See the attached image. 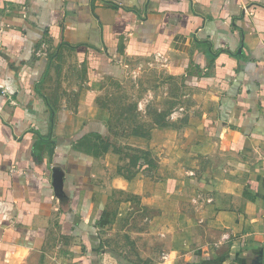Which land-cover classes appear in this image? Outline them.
I'll use <instances>...</instances> for the list:
<instances>
[{
    "label": "crops",
    "instance_id": "obj_1",
    "mask_svg": "<svg viewBox=\"0 0 264 264\" xmlns=\"http://www.w3.org/2000/svg\"><path fill=\"white\" fill-rule=\"evenodd\" d=\"M153 59L196 114L137 149L159 175L138 264H264V0H0V264H103L97 143Z\"/></svg>",
    "mask_w": 264,
    "mask_h": 264
},
{
    "label": "rangeland",
    "instance_id": "obj_2",
    "mask_svg": "<svg viewBox=\"0 0 264 264\" xmlns=\"http://www.w3.org/2000/svg\"><path fill=\"white\" fill-rule=\"evenodd\" d=\"M160 67L161 62L156 59L152 63L150 60L137 62L135 68L138 74H131L124 84H115L119 86L118 91L124 88L122 96H116L118 101L110 98L109 126L113 133L120 135L102 139L97 143V152L105 156V164L110 167L105 175L108 181L105 183V193L111 212L119 215L116 221L103 229V264H122L126 260L138 264L145 261L134 254L137 253L133 247L135 242L130 237L133 230L145 226L146 217L159 213L157 205L148 206L147 201L143 200L144 180L156 182L159 175L151 173L152 168L158 165L142 160L137 149H141L140 145L156 127L155 122L191 121L196 114L189 102L192 99L186 95L179 80L160 72ZM147 169L149 172L144 176L143 171ZM116 179H121L124 185L116 183ZM114 185H118V188L115 189ZM128 200L131 201L130 207L126 203ZM121 215H131L130 222L128 219L119 220ZM149 262L156 264L153 259L146 260L147 264ZM156 262L159 263L158 260Z\"/></svg>",
    "mask_w": 264,
    "mask_h": 264
}]
</instances>
